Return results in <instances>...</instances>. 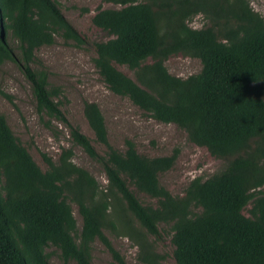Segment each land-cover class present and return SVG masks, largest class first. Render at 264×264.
<instances>
[{
  "label": "trees",
  "instance_id": "obj_1",
  "mask_svg": "<svg viewBox=\"0 0 264 264\" xmlns=\"http://www.w3.org/2000/svg\"><path fill=\"white\" fill-rule=\"evenodd\" d=\"M105 1L114 7L99 9L91 19L109 36L93 45L101 81L155 121L182 129L191 143L222 161V168L172 195L158 176L173 166L176 153L147 157L128 139L123 151L113 148L99 107L85 102L86 123L106 148L101 156L66 119L57 100L62 91L49 86L48 72L35 56L57 37L76 46L84 37L55 0H0V65L18 67L45 125L64 124L72 144L101 165L107 180L100 189L71 161L70 149L57 162L43 155L48 168L42 171L0 114V264H50L49 245L59 250L62 264H92L95 240L125 264L103 233L117 230L118 222L143 264L163 260L143 236L159 238L160 224L169 226L176 264H264V17L247 0ZM198 14L209 25L189 27ZM178 54L198 59L200 71L186 78L171 75L165 61ZM0 94L12 104L11 96ZM130 186L153 202H141ZM72 205L81 218L79 233Z\"/></svg>",
  "mask_w": 264,
  "mask_h": 264
},
{
  "label": "rangeland",
  "instance_id": "obj_2",
  "mask_svg": "<svg viewBox=\"0 0 264 264\" xmlns=\"http://www.w3.org/2000/svg\"><path fill=\"white\" fill-rule=\"evenodd\" d=\"M55 1L68 22L84 37L85 43L76 46L71 41L65 42L57 37L53 45L39 48L35 56L48 72L49 86L58 87L62 91L57 100L61 102L60 109L66 119L92 141L97 152L103 156L106 148L95 141L86 123L83 116L85 102H93L99 107L105 121L108 142L113 148L123 151L124 141L128 139L134 143L139 154L147 157H165L176 153L173 166L158 176L160 185L172 195H182L191 180L195 178L206 180L220 171L222 161L214 159L205 149L191 143L182 129L173 124L155 121L128 99L112 94L101 81L93 66L92 59L95 57L93 45L109 39V36L95 27L91 19L99 9L114 6L105 0ZM247 1L254 11L264 17V0ZM187 23L194 29L209 25L208 20L201 14L193 16ZM8 42L14 49L16 48V42L12 38L8 39ZM165 66L171 75L180 78L194 75L201 68L198 59L182 54L170 56L165 61ZM115 67L133 79V73L125 66L115 64ZM0 92L11 96L13 104L0 94V114L5 117L13 135L18 138L42 171L48 168L43 155L52 162H57L61 151L70 149L73 154L71 161L88 171L100 189L105 188L107 180L101 165L72 144L67 127L56 121H50L49 127L45 125L47 118L37 113L30 86L12 62L0 65ZM130 188L141 202L145 204L153 202L147 195L137 192L133 186ZM72 212L79 233L81 218L74 205ZM244 213L248 215L247 209ZM129 219L130 224L139 229L135 220L130 217ZM119 223L114 232L104 229V235L125 264H143L137 260L138 247L135 241L125 234L126 230L120 228ZM143 236L152 250L162 256L161 264H176L172 255L169 226L159 225V238L144 233ZM45 253L50 264H62L60 252L54 246H47ZM90 257L92 264H118L98 240L91 246ZM67 264L75 263L69 261Z\"/></svg>",
  "mask_w": 264,
  "mask_h": 264
},
{
  "label": "clouds",
  "instance_id": "obj_3",
  "mask_svg": "<svg viewBox=\"0 0 264 264\" xmlns=\"http://www.w3.org/2000/svg\"><path fill=\"white\" fill-rule=\"evenodd\" d=\"M202 15V14H201ZM203 27V26H202Z\"/></svg>",
  "mask_w": 264,
  "mask_h": 264
}]
</instances>
